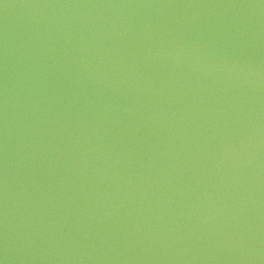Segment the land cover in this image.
Instances as JSON below:
<instances>
[{
    "label": "water",
    "instance_id": "1",
    "mask_svg": "<svg viewBox=\"0 0 264 264\" xmlns=\"http://www.w3.org/2000/svg\"><path fill=\"white\" fill-rule=\"evenodd\" d=\"M0 264H264V0H0Z\"/></svg>",
    "mask_w": 264,
    "mask_h": 264
}]
</instances>
